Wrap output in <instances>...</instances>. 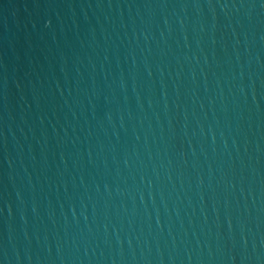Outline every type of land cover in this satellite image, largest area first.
Here are the masks:
<instances>
[{
	"label": "water",
	"instance_id": "obj_1",
	"mask_svg": "<svg viewBox=\"0 0 264 264\" xmlns=\"http://www.w3.org/2000/svg\"><path fill=\"white\" fill-rule=\"evenodd\" d=\"M0 264H264V0H0Z\"/></svg>",
	"mask_w": 264,
	"mask_h": 264
}]
</instances>
